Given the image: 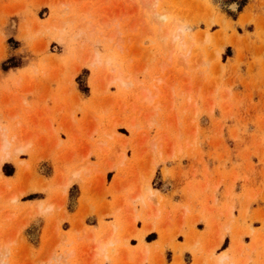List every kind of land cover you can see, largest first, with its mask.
Here are the masks:
<instances>
[{
  "label": "rangeland",
  "instance_id": "1",
  "mask_svg": "<svg viewBox=\"0 0 264 264\" xmlns=\"http://www.w3.org/2000/svg\"><path fill=\"white\" fill-rule=\"evenodd\" d=\"M142 1L0 0L4 264H264V0Z\"/></svg>",
  "mask_w": 264,
  "mask_h": 264
},
{
  "label": "bare ground",
  "instance_id": "2",
  "mask_svg": "<svg viewBox=\"0 0 264 264\" xmlns=\"http://www.w3.org/2000/svg\"><path fill=\"white\" fill-rule=\"evenodd\" d=\"M143 1H145L146 2V0H143ZM143 1H142V3H143ZM155 1V0H154ZM144 2V3H145ZM153 2V0H151V2H150V0H147V3H151V5L153 6V8H150L151 6H150V4H148L150 7V9H149V11H150V16H152V19H153V21L156 23V24H158V25H161V24H163V23H165V21L167 20V17H166V15H165V13H163V12H158L157 10H154V8H155V2L154 3H152ZM146 3V4H147ZM157 3V2H156ZM148 7V6H147ZM159 9V8H158ZM146 10V9H145ZM144 10V12H146ZM69 19V18H68ZM148 21H150V20H148ZM62 23V22H61ZM60 23V24H61ZM88 23V22H87ZM106 24H108L107 22H105ZM104 23V24H105ZM136 23V22H135ZM149 24H150V22H148ZM170 23H172L171 21L168 23V25L170 24ZM140 24V23H139ZM143 24V23H142ZM84 25V24H83ZM86 25H88V24H86ZM117 25V24H116ZM135 25V24H134ZM176 24H174V26H175ZM143 26V25H142ZM173 26V25H172ZM172 26H170V28H171V30L173 29V27ZM178 25H176V27H177ZM49 27V26H48ZM50 27H53V26H50ZM47 28V27H46ZM55 28H56V25H55ZM62 28V27H61ZM60 28V29H61ZM115 27L113 26V29L112 30H115V32H116V34H119L118 33V31L119 30H117L116 28H118V26H116V28L114 29ZM143 28V27H142ZM146 28V27H145ZM157 28H158V26H157ZM180 27L178 26V29H179ZM175 29H177V28H175ZM177 29V30H178ZM149 30V29H148ZM159 30V31H158ZM181 30V29H180ZM144 31V30H143ZM156 31H158V32H156L155 34H154V36L156 35L158 38H161V40L159 41V39H158V43L159 42H161V43H165L164 41L162 42V39H164V37L167 35V30H160V27H159V29H157ZM178 32V33H177ZM112 32H111V30H110V32H109V34H107V38H108V35H111L109 38H110V40H111V38H113L112 36H115V33L114 34H111ZM144 33V32H143ZM147 33V32H146ZM158 33V34H157ZM180 32H179V30L178 31H176V30H174V33L173 34H171L170 36L172 37V41H170V44L167 42V46L169 45V48L171 49L172 48V43H174V41H177L176 43H178V46H182L183 48H185L186 47V45H187V42L189 41V38H187V40L185 39V42L184 41H182L181 40V37L182 36H180V34H179ZM181 33H183V32H181ZM183 35V34H182ZM119 36V35H118ZM117 37V36H116ZM156 37V38H157ZM114 39H115V37H114ZM155 39V38H154ZM184 39V38H183ZM189 43V42H188ZM180 44V45H179ZM176 45V44H175ZM184 50V49H183ZM97 54L98 53H95L94 52V55L92 56V59L89 61L90 63H91V65L94 63V62H97L98 61V57H97ZM100 59V58H99ZM98 62H100V61H98ZM106 62H110V61H106ZM105 62V63H106ZM89 63V64H90ZM94 65V64H93ZM122 71V70H121ZM123 73V72H122ZM122 73H119V70H118V72L116 73V75L114 76V75H109L108 76V80H107V85L108 84H110V83H113V82H119V83H124V80H123V74ZM123 76V77H122ZM124 78H127V76L126 77H124ZM126 83H128L129 84V82H126ZM126 85V84H125ZM124 85V86H125ZM143 95V94H142ZM148 97H149V95H144L143 96V99L145 98V100L146 99H148ZM16 101V100H15ZM20 101V100H19ZM18 101V102H19ZM23 102V101H22ZM21 103V102H20ZM10 118V117H9ZM12 118H13V116H12ZM131 122H133V120H131ZM130 122V123H131ZM134 123V122H133ZM133 123H131L132 124V126H135ZM128 125V124H127ZM130 129H131V127H130ZM38 132V131H37ZM17 135V134H16ZM15 134H12V133H9V132H7V131H5V130H3V128H1V130H0V151L2 152L1 154H0V164L3 162V161H5V160H8V159H10L11 158V156H12V154H18V153H23V152H25L26 151V148L28 147V141H27V143H26V141L25 142H23V143H21L19 140H18V138H17V136H16ZM29 136V135H28ZM25 139V138H24ZM24 141V140H23ZM86 153H89V152H86ZM88 155L87 154H84V156H83V158L84 157H87ZM85 166V165H84ZM84 167H82L81 169H83ZM87 169V168H86ZM84 170V169H83ZM78 171L79 170H74V172H73V175H76L77 173H78ZM152 176V175H151ZM2 177V176H1ZM146 177V176H145ZM150 180V179H149ZM6 181V180H5ZM68 181V180H67ZM66 181V182H67ZM149 182V181H148ZM69 183V182H68ZM67 183V184H68ZM66 183H63L62 184V187H66V185H65ZM149 185V184H148ZM63 189H65V188H63ZM144 190L146 191V192H148V193H150V194H152L153 193V191L151 190V188L149 187V186H145V188H144ZM147 193V194H148ZM143 194V193H142ZM140 192H137L132 198H134V199H137V198H140V199H143V196L144 195H142ZM146 194V193H145ZM17 198V197H16ZM134 199H132V200H134ZM15 200V199H14ZM12 201V200H11ZM143 203H145V201H143ZM148 204V203H147ZM146 204V205H147ZM135 206V205H134ZM50 208V206H47L46 208H44V209H42V212L43 213H45V212H47L48 211V209ZM52 211V210H51ZM50 211V212H51ZM149 229H151V227L150 226H145L144 227V229L142 230V233H145L147 230H149ZM109 234V233H108ZM114 234V233H113ZM90 237V236H89ZM97 237L98 236H96V238L95 239H97ZM100 237V236H99ZM67 238V237H66ZM109 238H110V234L109 235H107V238L106 239H103V240H101V241H97L96 242V246L98 247V248H100L101 250H104L105 249V246L108 244V243H110V241H109ZM95 241V240H94ZM113 241V240H112ZM12 242V239H7L6 241H3V242H1L0 243V264H4V262H5V257L8 255V254H10L9 253V251H10V243ZM66 243V242H65ZM67 247V246H66ZM70 247V246H69ZM96 249V248H95ZM66 250H69V248L68 249H66ZM74 250V249H73ZM108 250H109V246H108ZM97 251V250H96ZM66 252V251H65ZM75 252V251H74ZM63 253V252H62ZM61 253V254H62ZM70 254H72L71 252H69ZM108 253V252H107ZM65 255V254H64ZM106 255V254H105ZM70 256V255H69ZM68 256V257H69ZM72 256V255H71ZM60 257V256H59ZM225 257V254H222L221 256H220V260L221 259H223ZM66 258V257H65ZM68 259V258H67ZM67 259H65V260H67ZM227 259V258H226ZM224 260V259H223ZM60 262V261H59Z\"/></svg>",
  "mask_w": 264,
  "mask_h": 264
},
{
  "label": "crops",
  "instance_id": "3",
  "mask_svg": "<svg viewBox=\"0 0 264 264\" xmlns=\"http://www.w3.org/2000/svg\"><path fill=\"white\" fill-rule=\"evenodd\" d=\"M159 191L162 192V190H159ZM162 193H164V192H162ZM90 226H93V227L97 228V227H98V220H94V222H93L92 224H90ZM197 229H198L200 232H202V231L204 230V226H202V228H198V227H197ZM151 233H155V236H154L153 239L147 241L145 237H146L147 235L151 234ZM142 234H143V233H142ZM143 240H144L145 243H147L149 246H151L152 244H154V243H156V242H159V241L161 240V238H160L159 233H157V232H149V233H146V234L144 235ZM225 240H226V236L223 237V239H222V241H221V243H220L218 249L216 250V254L220 253V252H221L222 250H224V249H228V248H229V246H230V245H229V242H227V243H228L227 246L222 247V245H223V243L225 242ZM178 242H180V243L183 242V239H182V240H178ZM136 244H137V243H133V244L130 243L131 246H135ZM169 250H170V249H167L166 251H169ZM186 254H189V255H190V256H189V260L186 262V264H192V263H193V257L191 256L190 252H188V251H186V252L183 253V255H186ZM170 262H171V261H167V264H170Z\"/></svg>",
  "mask_w": 264,
  "mask_h": 264
},
{
  "label": "trees",
  "instance_id": "4",
  "mask_svg": "<svg viewBox=\"0 0 264 264\" xmlns=\"http://www.w3.org/2000/svg\"><path fill=\"white\" fill-rule=\"evenodd\" d=\"M6 174L8 175L9 173L6 172ZM151 235L147 236V238H149Z\"/></svg>",
  "mask_w": 264,
  "mask_h": 264
}]
</instances>
